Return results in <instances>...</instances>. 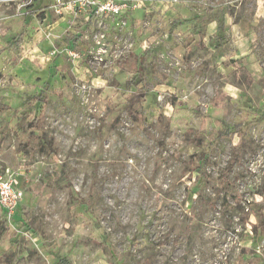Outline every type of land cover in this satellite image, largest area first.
<instances>
[{
  "label": "rangeland",
  "instance_id": "obj_1",
  "mask_svg": "<svg viewBox=\"0 0 264 264\" xmlns=\"http://www.w3.org/2000/svg\"><path fill=\"white\" fill-rule=\"evenodd\" d=\"M136 1L0 0V264H264V0Z\"/></svg>",
  "mask_w": 264,
  "mask_h": 264
},
{
  "label": "built area",
  "instance_id": "obj_2",
  "mask_svg": "<svg viewBox=\"0 0 264 264\" xmlns=\"http://www.w3.org/2000/svg\"><path fill=\"white\" fill-rule=\"evenodd\" d=\"M136 2L132 0L129 7L135 6ZM73 5L83 7L85 10L91 9L96 14L101 12L121 14L129 8L128 3L122 0H73ZM22 198L23 189L18 185L13 174L9 170L0 172V207L7 219H12Z\"/></svg>",
  "mask_w": 264,
  "mask_h": 264
},
{
  "label": "trees",
  "instance_id": "obj_3",
  "mask_svg": "<svg viewBox=\"0 0 264 264\" xmlns=\"http://www.w3.org/2000/svg\"><path fill=\"white\" fill-rule=\"evenodd\" d=\"M219 28H221V27H219ZM239 67L247 73V71H246V69H245L243 64H239L238 63V67H236V68H239ZM138 71H140V70L138 69ZM154 72H155V70H154ZM138 75L140 76V73ZM162 76H163L162 78H165V75L162 74ZM139 81H141L140 78L135 83H133V81H131L130 79H128L127 82H126L127 85H130V86L134 85V87H135V90L132 92V95H131L130 100H129L130 105L133 104V103L137 104V103H139L140 101L143 100V96L141 94L145 91V89H144V87L139 86V84H140ZM45 98H46L45 96L44 97H38L37 100H40L41 102H43V101H45ZM127 108L129 109V111L131 110L129 106ZM33 120L36 123L37 119H33ZM15 212L16 213L14 215L15 216L14 220H20V213L18 211H15ZM21 220L24 221L23 219H21ZM57 259H58V262L60 264H68V262L64 258L57 257Z\"/></svg>",
  "mask_w": 264,
  "mask_h": 264
}]
</instances>
